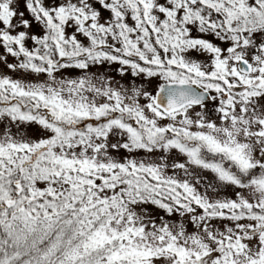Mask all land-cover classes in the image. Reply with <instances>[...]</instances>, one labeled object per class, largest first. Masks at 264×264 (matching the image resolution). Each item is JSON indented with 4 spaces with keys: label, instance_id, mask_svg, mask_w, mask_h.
I'll list each match as a JSON object with an SVG mask.
<instances>
[{
    "label": "snow or ice",
    "instance_id": "6c2138e0",
    "mask_svg": "<svg viewBox=\"0 0 264 264\" xmlns=\"http://www.w3.org/2000/svg\"><path fill=\"white\" fill-rule=\"evenodd\" d=\"M0 50V264H264V0H0Z\"/></svg>",
    "mask_w": 264,
    "mask_h": 264
},
{
    "label": "rangeland",
    "instance_id": "374dc122",
    "mask_svg": "<svg viewBox=\"0 0 264 264\" xmlns=\"http://www.w3.org/2000/svg\"><path fill=\"white\" fill-rule=\"evenodd\" d=\"M0 51H2V50H0ZM193 55H195V53H193ZM200 59H203V57H199ZM116 67H118V65H112V66H104V68L101 70V71H106V72H108L110 75H116L115 74V72L113 71V69L114 68H116ZM5 71H7V70H5ZM93 71L95 72L96 71V69L94 68L93 69ZM79 73H77V72H72V73H68V72H66V73H64V75L65 76H72V77H75L76 75H78ZM13 75H16V74H13ZM116 79L117 80H119V77L118 76H116ZM211 109H212V105H209V110H210V112H211ZM214 118V117H213ZM30 133L33 135V136H36L37 134H38V132H37V130L35 129V128H30ZM124 154V153H123ZM138 156H139V158H144V153H139L138 154ZM228 195H232V193H231V190H228ZM154 212H155V210H153ZM161 215L163 214V213H160Z\"/></svg>",
    "mask_w": 264,
    "mask_h": 264
},
{
    "label": "trees",
    "instance_id": "16d2710c",
    "mask_svg": "<svg viewBox=\"0 0 264 264\" xmlns=\"http://www.w3.org/2000/svg\"><path fill=\"white\" fill-rule=\"evenodd\" d=\"M30 130V129H29ZM30 132V131H29ZM116 155H124L123 152L119 153V154H116Z\"/></svg>",
    "mask_w": 264,
    "mask_h": 264
}]
</instances>
